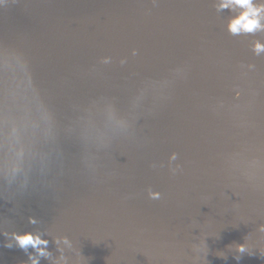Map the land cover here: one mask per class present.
Returning a JSON list of instances; mask_svg holds the SVG:
<instances>
[{
	"label": "water",
	"instance_id": "obj_1",
	"mask_svg": "<svg viewBox=\"0 0 264 264\" xmlns=\"http://www.w3.org/2000/svg\"><path fill=\"white\" fill-rule=\"evenodd\" d=\"M0 264H264V0H0Z\"/></svg>",
	"mask_w": 264,
	"mask_h": 264
}]
</instances>
